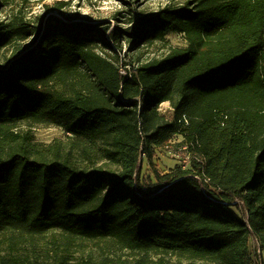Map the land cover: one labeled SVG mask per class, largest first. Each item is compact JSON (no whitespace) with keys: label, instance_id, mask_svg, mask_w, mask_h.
Instances as JSON below:
<instances>
[{"label":"trees","instance_id":"16d2710c","mask_svg":"<svg viewBox=\"0 0 264 264\" xmlns=\"http://www.w3.org/2000/svg\"><path fill=\"white\" fill-rule=\"evenodd\" d=\"M128 23L0 22V52L12 48L0 59V234L110 241L154 264L166 255L255 264L251 242L264 250V0H193ZM169 33L185 47L120 68L123 42L135 52ZM166 101L173 121L157 112ZM182 115L203 163L161 174L153 149L166 148ZM19 124L57 125L67 141L38 143L14 133ZM141 155L152 178L141 177Z\"/></svg>","mask_w":264,"mask_h":264},{"label":"rangeland","instance_id":"374dc122","mask_svg":"<svg viewBox=\"0 0 264 264\" xmlns=\"http://www.w3.org/2000/svg\"><path fill=\"white\" fill-rule=\"evenodd\" d=\"M193 0H0V22H13L17 27H36L44 23L48 15H54L65 22L82 21L105 26L110 24L128 27L131 16L136 19L147 17L166 7H182ZM118 19V20H116ZM119 21V24L116 22ZM28 42V40H27ZM27 42H20L25 44ZM181 35L169 33L166 42H157L151 46H143L133 52L129 43H122L120 68L136 66L137 59L146 61L152 57H161L172 47H185ZM141 46V44H140ZM12 52L7 47L0 52V59H7ZM126 65V66H124ZM22 135L30 133L34 140L42 144H50L55 140L67 141L65 132L57 125H36L28 127L19 124L12 130ZM141 177L152 178L151 168L141 155ZM94 161H97L95 158ZM88 164V163H87ZM86 164V165H87ZM153 164L161 174L174 169L176 160L171 149L154 148ZM99 166L100 163H97ZM256 264H264V250ZM2 258L16 259L23 263L37 264H154V255L131 253L120 250L110 241L68 240L60 232H49L41 237L25 238L16 233L0 234V261ZM167 264H176L172 255L165 256ZM186 264V263H182Z\"/></svg>","mask_w":264,"mask_h":264},{"label":"built area","instance_id":"2783aa9c","mask_svg":"<svg viewBox=\"0 0 264 264\" xmlns=\"http://www.w3.org/2000/svg\"><path fill=\"white\" fill-rule=\"evenodd\" d=\"M157 112L165 119V121L174 120V109L169 102H162L157 107ZM176 124L178 126L177 131L173 134L166 148L171 149V153L176 160V165L182 170L191 169V162L195 160L197 163H203L200 158L190 150V143L186 138V132L190 124V118L186 115L176 119ZM194 179L199 180L197 176H193ZM205 183H209V179H204ZM239 206L242 203L237 202ZM252 255L254 263L256 264V257L260 259L262 255V249L255 242H251Z\"/></svg>","mask_w":264,"mask_h":264}]
</instances>
